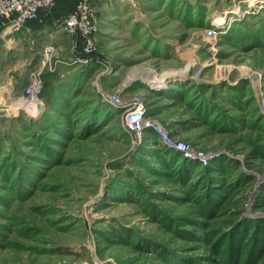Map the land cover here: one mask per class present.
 I'll return each instance as SVG.
<instances>
[{
    "label": "rangeland",
    "instance_id": "1",
    "mask_svg": "<svg viewBox=\"0 0 264 264\" xmlns=\"http://www.w3.org/2000/svg\"><path fill=\"white\" fill-rule=\"evenodd\" d=\"M91 1L95 17L109 2ZM104 15L96 54L35 57L38 116L0 105V264H264V0H115ZM137 66L188 73L154 89ZM112 95L142 100L174 145L130 133Z\"/></svg>",
    "mask_w": 264,
    "mask_h": 264
},
{
    "label": "crops",
    "instance_id": "2",
    "mask_svg": "<svg viewBox=\"0 0 264 264\" xmlns=\"http://www.w3.org/2000/svg\"><path fill=\"white\" fill-rule=\"evenodd\" d=\"M78 1L56 0L52 9H41L36 19L17 32L11 30L7 18L0 16V105L3 100L13 102L24 94L28 70L33 67L35 57L44 56L47 45H55V55L64 59L76 53L75 36L65 30L62 21ZM114 2L109 0L105 6L97 7L95 18L98 22L102 23L103 13L105 17H111Z\"/></svg>",
    "mask_w": 264,
    "mask_h": 264
},
{
    "label": "built area",
    "instance_id": "3",
    "mask_svg": "<svg viewBox=\"0 0 264 264\" xmlns=\"http://www.w3.org/2000/svg\"><path fill=\"white\" fill-rule=\"evenodd\" d=\"M55 2L56 0H0V15L10 21L12 31H19L26 23L36 19L41 9L50 8ZM94 13L91 0H79L74 11L64 20L65 29L82 38L81 48H78L79 45L77 44L75 51L78 53L82 52L85 56L96 54L97 52L95 35L98 31V25ZM216 30V28L207 30L206 34L214 36L217 34ZM50 50V46L44 48L45 59L48 58ZM88 60L85 59L84 62H88ZM36 89H38L39 94L42 86L38 81L34 80L33 83L25 87L24 91L27 94L33 93ZM110 101L115 105L124 107V123L127 130L133 133L135 137L141 136L148 126H155L161 133L163 140H166L165 143L170 146L174 145L175 142L169 137L168 131L147 115L146 104L142 100L121 101L118 96L112 95ZM181 145L183 144L177 146Z\"/></svg>",
    "mask_w": 264,
    "mask_h": 264
},
{
    "label": "bare ground",
    "instance_id": "4",
    "mask_svg": "<svg viewBox=\"0 0 264 264\" xmlns=\"http://www.w3.org/2000/svg\"><path fill=\"white\" fill-rule=\"evenodd\" d=\"M189 66V65H188ZM192 66V65H191ZM140 73V74H139ZM188 68H184L179 71H171L166 72L162 75L157 74V72L151 68H144V67H135L131 74L132 78L138 77L143 82L147 83L150 87L154 89H160L164 86L163 79L166 77H171L175 80H180L182 77L187 75ZM25 93V91H24ZM38 89L34 90L33 93H25L22 96L18 97L17 100L10 102V101H2V105H5L6 111L11 114H16L18 112H22V110H26L28 112H35L36 104L41 102L38 97Z\"/></svg>",
    "mask_w": 264,
    "mask_h": 264
},
{
    "label": "trees",
    "instance_id": "5",
    "mask_svg": "<svg viewBox=\"0 0 264 264\" xmlns=\"http://www.w3.org/2000/svg\"><path fill=\"white\" fill-rule=\"evenodd\" d=\"M34 117H31V121H34V122H36V123H38L39 124V121H40V119H33ZM40 126H42V125H39V127ZM168 154H170L169 152H168ZM172 158H173V160L174 159H178L179 157H178V155L177 154H173L172 155ZM227 164L228 163H226V162H221V163H216L215 165H213V166H211V167H209V166H206V167H203V168H205L206 170H209V169H213V170H223V169H225L226 167H227ZM182 166H185L184 168L187 170H189V171H187L188 172V175L189 174H191L192 172H193V169L195 168V166L196 167H198V164H197V162H194V161H191V160H189V159H184L183 161H182V164H181Z\"/></svg>",
    "mask_w": 264,
    "mask_h": 264
},
{
    "label": "water",
    "instance_id": "6",
    "mask_svg": "<svg viewBox=\"0 0 264 264\" xmlns=\"http://www.w3.org/2000/svg\"><path fill=\"white\" fill-rule=\"evenodd\" d=\"M35 112L31 113L33 116H38L44 110L43 102H39L36 104Z\"/></svg>",
    "mask_w": 264,
    "mask_h": 264
}]
</instances>
